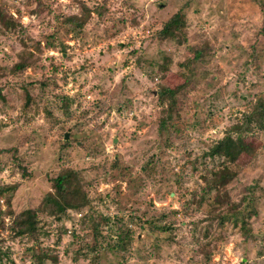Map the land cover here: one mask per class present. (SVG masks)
<instances>
[{
    "label": "rangeland",
    "instance_id": "rangeland-1",
    "mask_svg": "<svg viewBox=\"0 0 264 264\" xmlns=\"http://www.w3.org/2000/svg\"><path fill=\"white\" fill-rule=\"evenodd\" d=\"M81 3L90 17L73 35L57 18L78 14ZM180 8L184 41H159L155 31ZM0 9V210L7 199L14 215L36 208L61 167L80 172L90 198L81 217L38 213L37 240L15 236L13 214L2 215L0 264H264V127L245 133L249 150L227 164L235 175L218 190L223 203L212 208L214 191L201 178L222 160L205 155L206 147L264 95V7L251 0H0ZM191 45L206 46L205 57L181 68ZM26 52L35 63L10 74ZM27 82L33 102L22 110ZM160 86L176 100L162 129ZM61 94L71 98L66 113ZM250 184L243 238L224 216L230 202L242 205ZM124 229L130 238L121 243L115 235ZM28 247L55 261L36 262Z\"/></svg>",
    "mask_w": 264,
    "mask_h": 264
},
{
    "label": "trees",
    "instance_id": "trees-1",
    "mask_svg": "<svg viewBox=\"0 0 264 264\" xmlns=\"http://www.w3.org/2000/svg\"><path fill=\"white\" fill-rule=\"evenodd\" d=\"M251 1H254L261 7H264V0ZM90 11L91 10L88 9V7L81 3L80 12L78 14L61 15L57 18V20L61 25H65L67 30L73 35H78L90 17ZM95 14L99 15V12L96 10ZM5 16V13L0 9L1 22L5 20ZM16 23V20L12 17L7 20V26L10 28H14V26L17 25ZM184 25V13L180 8L161 23L160 28L155 31V38H157L159 41L172 39L177 43H181L185 39L182 34ZM18 26L20 27V25ZM261 32H264V25L261 27ZM44 38L46 47H53V35L47 34ZM188 48L191 55L178 64L184 69H188L194 62L202 61L207 52L205 49L207 48L206 46L197 47L191 45ZM61 49L62 52H64V46H61ZM35 61L36 60L35 58H32L31 53H19L18 60L12 63V65L8 68V72L10 74L21 73L26 67L34 64ZM3 74L4 71L0 67V77ZM183 78L186 79L184 74ZM31 86L32 84L30 82H27L21 86L24 97L22 110H26L33 102L32 97L29 94ZM57 99L60 102L62 110L66 113L71 98H69L68 95L61 94L57 97ZM3 100L4 96L1 93L0 87V101ZM156 100L158 104L162 106L163 110V114L159 119V128L162 129L164 128L165 123L172 118L176 100L174 95L171 94L168 88L164 86L157 88ZM44 113L49 114L46 108L44 109ZM241 115L242 116L240 119L230 124L224 130L223 135L209 144L206 147V152H204L205 155L211 158H222L217 168L208 169L203 173V175H201L206 190L214 191L212 201H215V205L212 206V208L223 203L222 197H220L218 190L220 187H224L227 184V180L230 178V176L235 175L233 170H231L227 164H232L240 153L247 152L249 150L248 146L243 141V135L247 132H250L253 127H264V95H255L253 100L249 102L246 111H244ZM65 143L66 141H63V144ZM114 164H116V162H112L111 165ZM49 180L50 188L43 193L36 208H25L14 215V212L10 209L9 200H6L5 210H0V217L4 214H13L10 225L15 236H26L31 240H37L38 232L40 231L39 227L37 226L38 213L46 214L54 217L55 219H59L65 213H69V209L70 211L71 209L74 211H79L81 208L89 205L90 198L86 192V184L84 183V180L78 170L70 167H61L57 170L54 176L49 178ZM254 187L255 184L246 186V193L243 195L242 205H240L238 208L239 205H235V203L230 202V204H228V213H226V216H224L225 218L231 217L233 219V223L237 224L239 229H241L243 238H246V235L249 232V226L247 224L248 222L246 218L249 216V213L253 211L251 190ZM1 192L2 188H0V195ZM225 202L227 203V201H224V203ZM81 216L82 214L80 217ZM103 219L105 220L106 218ZM219 221H223V216H219ZM96 225V223L93 224V231L95 233L97 231ZM121 231H123V233L115 235V237L118 239V242L124 243L126 239L130 238V234L127 229ZM86 249L93 251L94 247L91 245L86 247ZM26 250L31 253V256L36 262H42L45 258H50L51 260L55 261L51 258V256L48 255L47 252L35 253L32 251L31 247L26 248ZM76 252L78 253L79 249H77Z\"/></svg>",
    "mask_w": 264,
    "mask_h": 264
},
{
    "label": "built area",
    "instance_id": "built-area-1",
    "mask_svg": "<svg viewBox=\"0 0 264 264\" xmlns=\"http://www.w3.org/2000/svg\"><path fill=\"white\" fill-rule=\"evenodd\" d=\"M69 212L72 214V215H74L75 217H80V215H81V210H79V211H70L69 210ZM67 232H69V230L67 231Z\"/></svg>",
    "mask_w": 264,
    "mask_h": 264
},
{
    "label": "water",
    "instance_id": "water-1",
    "mask_svg": "<svg viewBox=\"0 0 264 264\" xmlns=\"http://www.w3.org/2000/svg\"><path fill=\"white\" fill-rule=\"evenodd\" d=\"M63 138H66V134H64Z\"/></svg>",
    "mask_w": 264,
    "mask_h": 264
}]
</instances>
